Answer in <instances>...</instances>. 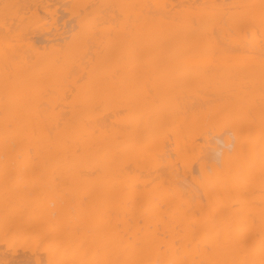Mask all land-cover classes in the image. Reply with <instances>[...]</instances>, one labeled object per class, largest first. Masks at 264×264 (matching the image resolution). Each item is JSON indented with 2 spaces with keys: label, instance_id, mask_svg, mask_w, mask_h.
I'll return each mask as SVG.
<instances>
[{
  "label": "bare ground",
  "instance_id": "6f19581e",
  "mask_svg": "<svg viewBox=\"0 0 264 264\" xmlns=\"http://www.w3.org/2000/svg\"><path fill=\"white\" fill-rule=\"evenodd\" d=\"M0 264H264V0H0Z\"/></svg>",
  "mask_w": 264,
  "mask_h": 264
},
{
  "label": "rangeland",
  "instance_id": "374dc122",
  "mask_svg": "<svg viewBox=\"0 0 264 264\" xmlns=\"http://www.w3.org/2000/svg\"><path fill=\"white\" fill-rule=\"evenodd\" d=\"M59 26L62 27L61 22H60V25Z\"/></svg>",
  "mask_w": 264,
  "mask_h": 264
}]
</instances>
